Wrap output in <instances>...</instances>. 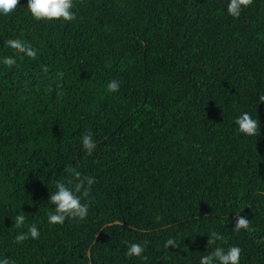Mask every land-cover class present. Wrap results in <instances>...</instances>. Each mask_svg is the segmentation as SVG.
I'll list each match as a JSON object with an SVG mask.
<instances>
[{
  "label": "trees",
  "instance_id": "obj_1",
  "mask_svg": "<svg viewBox=\"0 0 264 264\" xmlns=\"http://www.w3.org/2000/svg\"><path fill=\"white\" fill-rule=\"evenodd\" d=\"M20 2L0 18V58L18 36L37 57L0 65V254L143 264L124 256V241L148 239L147 264H198L214 228L244 249L242 264H264V0L238 19L227 0H76L77 19L64 24L37 22ZM113 79L121 87L109 93ZM243 110L259 118L257 137L238 133ZM69 164L96 177L90 214L49 226ZM241 207L255 232L234 231ZM17 213L45 221L39 241L13 243ZM169 236L182 247L166 251Z\"/></svg>",
  "mask_w": 264,
  "mask_h": 264
},
{
  "label": "clouds",
  "instance_id": "obj_2",
  "mask_svg": "<svg viewBox=\"0 0 264 264\" xmlns=\"http://www.w3.org/2000/svg\"><path fill=\"white\" fill-rule=\"evenodd\" d=\"M254 0H227V15L238 19L242 12L252 5ZM20 0H0V18H12L21 12ZM76 0H27L25 14L37 22H59L61 24L73 22L77 19ZM4 46L11 51V55L0 58V65L5 69L17 67L18 61L25 57L35 59L37 50L33 45L21 37L7 38ZM121 82L115 79L107 83V91L116 93L120 90ZM257 105L264 102V92L258 93ZM235 124L238 133L246 138L257 137L260 133V120L247 110L240 111L235 116ZM81 144L86 153L91 156L97 147V142L91 132L82 135ZM66 176L64 180H57L54 184V191L50 193L48 203L52 206L46 213V223L49 226H63L66 222H82L90 214L91 203L89 198L92 195L93 186L96 183L94 175L83 174L78 166L66 165L64 169ZM243 207L237 211L235 226L236 233L241 231L253 233L256 231L251 221L246 216L239 213ZM161 218L156 217L159 221ZM26 216L17 213L14 218V227L17 229L12 237L13 243L23 246L26 241H39L42 235V225L45 221L32 222L26 225ZM26 230H22L25 229ZM209 239L207 248H211L206 254L198 257V264H242V254L244 249L235 243L230 242V238L217 229H209L207 232ZM124 256L130 262H143L147 264L149 256L147 254L151 241L126 240ZM257 243H264L258 240ZM214 245V247H212ZM170 246L182 247V243L174 236H169L163 241V248L170 251ZM174 252V251H171ZM179 252V251H175ZM170 256H165V260H171ZM0 264H19L18 259L12 256L0 254Z\"/></svg>",
  "mask_w": 264,
  "mask_h": 264
}]
</instances>
